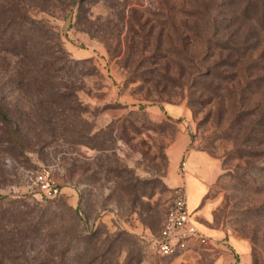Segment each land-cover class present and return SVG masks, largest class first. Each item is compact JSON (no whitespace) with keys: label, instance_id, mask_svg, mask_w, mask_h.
<instances>
[{"label":"rangeland","instance_id":"374dc122","mask_svg":"<svg viewBox=\"0 0 264 264\" xmlns=\"http://www.w3.org/2000/svg\"><path fill=\"white\" fill-rule=\"evenodd\" d=\"M17 6L36 38L0 52L17 132L0 121V260L216 264L209 248L165 260L152 245L191 181L223 264H264V17L246 0ZM40 170L60 197L27 182Z\"/></svg>","mask_w":264,"mask_h":264},{"label":"built area","instance_id":"2783aa9c","mask_svg":"<svg viewBox=\"0 0 264 264\" xmlns=\"http://www.w3.org/2000/svg\"><path fill=\"white\" fill-rule=\"evenodd\" d=\"M179 168L184 177L187 172V157L181 160ZM26 180L47 199H56L62 194L60 184L49 171L28 172ZM152 245L156 253L165 260L183 256L190 249L206 250L213 245L212 239L202 233L193 221L185 184L174 189L162 228L154 237Z\"/></svg>","mask_w":264,"mask_h":264},{"label":"trees","instance_id":"16d2710c","mask_svg":"<svg viewBox=\"0 0 264 264\" xmlns=\"http://www.w3.org/2000/svg\"><path fill=\"white\" fill-rule=\"evenodd\" d=\"M246 1L247 5H250L256 10V13H259L264 17V2H261V0ZM17 3L18 0H0V52L6 55L17 54L18 52L29 53L35 43L34 39L36 38V30L32 27L33 21L29 20V17L25 13L20 12ZM49 76L50 74L46 71L44 74L45 80L49 78ZM0 121L5 124L7 134L15 136L17 132L10 127L11 120L9 118V112L1 102ZM0 264L5 263L3 260H0Z\"/></svg>","mask_w":264,"mask_h":264},{"label":"crops","instance_id":"0c3cea01","mask_svg":"<svg viewBox=\"0 0 264 264\" xmlns=\"http://www.w3.org/2000/svg\"><path fill=\"white\" fill-rule=\"evenodd\" d=\"M187 162H188V157H187ZM189 188H190V191L188 192V208L190 210V212L192 213L193 215V221L195 222V224L199 227L200 231L202 233H204L206 236H208L209 238L212 239L213 241V245L212 247H210L208 250H210L211 253L213 254H216V255H219V257L217 258L216 260V264H223V262L225 261V258L226 256L224 255V251L225 249L227 248L226 247V242H223L221 244H217L216 241L212 238V236H210L209 234H207L202 228H201V225L199 223V221L197 220V216H196V213H194V203L196 201V197H195V191H194V187L192 185V182L190 181L189 183ZM192 208V209H191ZM165 219V218H164ZM164 222V220H163ZM163 225V223H162ZM162 228V227H161ZM161 230V229H160ZM225 243V245H224ZM201 251H205V250H193V249H190L188 252H186L184 255L186 254H190V253H197V252H201ZM156 252V251H155ZM223 254V255H222ZM183 255V256H184Z\"/></svg>","mask_w":264,"mask_h":264}]
</instances>
